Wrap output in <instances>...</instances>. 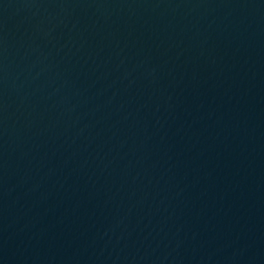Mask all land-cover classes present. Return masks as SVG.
<instances>
[{
	"label": "water",
	"instance_id": "95a60500",
	"mask_svg": "<svg viewBox=\"0 0 264 264\" xmlns=\"http://www.w3.org/2000/svg\"><path fill=\"white\" fill-rule=\"evenodd\" d=\"M0 264H264V0H0Z\"/></svg>",
	"mask_w": 264,
	"mask_h": 264
}]
</instances>
